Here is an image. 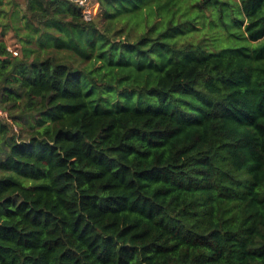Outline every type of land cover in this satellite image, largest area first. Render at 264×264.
Segmentation results:
<instances>
[{"label":"trees","instance_id":"trees-1","mask_svg":"<svg viewBox=\"0 0 264 264\" xmlns=\"http://www.w3.org/2000/svg\"><path fill=\"white\" fill-rule=\"evenodd\" d=\"M99 1L0 0V264H264V0Z\"/></svg>","mask_w":264,"mask_h":264},{"label":"built area","instance_id":"built-area-1","mask_svg":"<svg viewBox=\"0 0 264 264\" xmlns=\"http://www.w3.org/2000/svg\"><path fill=\"white\" fill-rule=\"evenodd\" d=\"M78 6L82 8V16L86 21H91L94 19L93 13L91 11V6H90V0H69ZM9 50L12 52L14 56L19 55V50L18 49H10ZM0 119H5L9 120V114L7 111H5L1 106H0Z\"/></svg>","mask_w":264,"mask_h":264},{"label":"rangeland","instance_id":"rangeland-1","mask_svg":"<svg viewBox=\"0 0 264 264\" xmlns=\"http://www.w3.org/2000/svg\"><path fill=\"white\" fill-rule=\"evenodd\" d=\"M90 6L94 18L102 12V6L99 0H90ZM4 40L7 42V44H9V46L18 47L19 55H21V45L19 44L18 39L15 37L13 33L9 32L7 36L4 38Z\"/></svg>","mask_w":264,"mask_h":264},{"label":"crops","instance_id":"crops-1","mask_svg":"<svg viewBox=\"0 0 264 264\" xmlns=\"http://www.w3.org/2000/svg\"><path fill=\"white\" fill-rule=\"evenodd\" d=\"M8 33H9V32H8ZM8 33H7V34H8ZM11 33H12V32H11ZM7 34L4 36V38L7 36ZM8 47H9L10 49H18V47H14V46L12 47V46H9V44H8Z\"/></svg>","mask_w":264,"mask_h":264}]
</instances>
